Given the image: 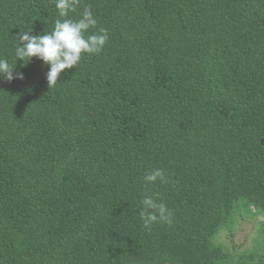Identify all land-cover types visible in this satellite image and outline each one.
I'll return each mask as SVG.
<instances>
[{"label":"trees","instance_id":"1","mask_svg":"<svg viewBox=\"0 0 264 264\" xmlns=\"http://www.w3.org/2000/svg\"><path fill=\"white\" fill-rule=\"evenodd\" d=\"M99 54L49 87L15 60L54 0H0V264H264L217 243L264 218V0H79ZM17 64V65H16ZM162 169L166 182L146 184ZM145 195L171 225L142 226Z\"/></svg>","mask_w":264,"mask_h":264},{"label":"clouds","instance_id":"2","mask_svg":"<svg viewBox=\"0 0 264 264\" xmlns=\"http://www.w3.org/2000/svg\"><path fill=\"white\" fill-rule=\"evenodd\" d=\"M54 3L59 15L53 30L42 35H30L29 31H23L16 36L19 46L15 48L17 62L23 61L27 65L35 57L49 66L46 79L50 88L57 83L62 72L79 64L83 54H99L108 42V31L104 28H100L96 34L85 36L90 28L97 25L89 9L86 8L78 20L67 18L79 0H54ZM14 68L7 59L0 58V77L9 82L13 79L23 80V73L13 75ZM166 179L162 169H154L144 176L146 184H153L157 180L166 182ZM142 205L139 215L145 229L151 230V225L157 221L171 225L173 214L164 202L158 203L153 196L145 195Z\"/></svg>","mask_w":264,"mask_h":264},{"label":"rangeland","instance_id":"3","mask_svg":"<svg viewBox=\"0 0 264 264\" xmlns=\"http://www.w3.org/2000/svg\"><path fill=\"white\" fill-rule=\"evenodd\" d=\"M263 224V217L250 218L240 215L236 219L233 232L222 231L217 236L216 242L226 246L234 253L254 251L262 246L261 230Z\"/></svg>","mask_w":264,"mask_h":264}]
</instances>
